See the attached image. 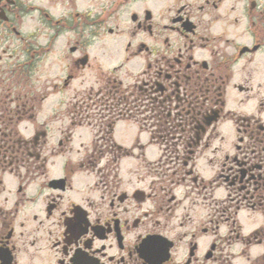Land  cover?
<instances>
[{
  "label": "flooded vegetation",
  "instance_id": "obj_1",
  "mask_svg": "<svg viewBox=\"0 0 264 264\" xmlns=\"http://www.w3.org/2000/svg\"><path fill=\"white\" fill-rule=\"evenodd\" d=\"M0 264H264V0H0Z\"/></svg>",
  "mask_w": 264,
  "mask_h": 264
},
{
  "label": "rangeland",
  "instance_id": "obj_2",
  "mask_svg": "<svg viewBox=\"0 0 264 264\" xmlns=\"http://www.w3.org/2000/svg\"><path fill=\"white\" fill-rule=\"evenodd\" d=\"M33 31V29L29 26H23L20 30L21 34L27 36L29 33H31ZM18 37L16 35H13V47L12 48H18L19 44L18 43ZM18 54H20L19 50L16 51ZM51 59L48 61L50 62ZM45 76H42L41 79H44ZM38 80V79H37ZM95 79L91 78L88 79L85 82V85H83V87H89L92 84H94ZM36 83V82H35ZM36 85H38L36 83ZM79 90L82 87H78ZM81 97H84V95H78V100H81ZM56 101H59V98L54 97L51 98L50 102H48V104L45 106V109L43 111V116L44 115H48L49 112L51 111V107H53L54 103ZM107 111L103 112L101 110H94V122L95 119L97 118H101V115H106ZM62 116V115H61ZM60 117V115L57 116V118ZM45 119H47L48 117H44ZM61 118V117H60ZM68 120L65 121V123H63L64 125L69 124V122H67ZM114 139L115 141L121 145L124 149L129 148L131 149L134 145H136L137 143H139L140 145H144L147 146L145 148L147 157L149 159H155L158 157L159 152H160V147L158 145L155 144H151L150 143V134L146 131H142L140 129V126H138L137 124H135L134 122H130L127 120H122L119 121L115 127L114 130ZM94 140V132L92 128H89L87 126L84 127H80L78 129H76L75 131V138L73 141V147L74 149L77 151L79 150V147L81 148L82 145H87L90 146L92 144ZM59 161L56 164V168L54 170H58L59 169ZM55 172V171H54ZM55 174H57V172H55Z\"/></svg>",
  "mask_w": 264,
  "mask_h": 264
}]
</instances>
